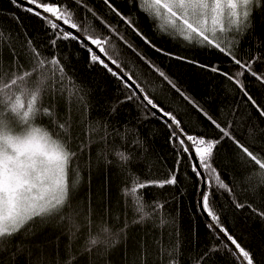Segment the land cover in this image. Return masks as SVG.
Returning <instances> with one entry per match:
<instances>
[{"label":"snow or ice","instance_id":"snow-or-ice-1","mask_svg":"<svg viewBox=\"0 0 264 264\" xmlns=\"http://www.w3.org/2000/svg\"><path fill=\"white\" fill-rule=\"evenodd\" d=\"M8 2L16 11L0 10V15L7 14L16 23L24 34V40L19 39V34L14 36L10 30L5 31L0 27V245L15 239L23 230L63 221L65 207L71 208V196L80 181L79 168L73 165L77 163L79 153L88 145L78 142L73 146L72 124L70 120L60 122L56 107L61 102L71 105L74 101L77 107L83 105L86 112L87 93L65 70L62 60L67 62V56L61 57L57 46L59 42L61 47L70 48L75 43L77 48L73 56L78 51H86L87 66L101 67L120 85L118 91L124 98L114 102L110 115L115 114L120 104L132 102L144 110L142 119L158 117L167 129L174 162L173 167L166 173L161 172L159 178H152L155 173L151 161H133L130 155L123 152L114 153L120 162L122 176L132 181L130 193L126 191L125 195L132 196L130 207L134 216L140 214L133 223L141 224L151 219L153 225L161 229L167 224L174 226V217L170 221L164 215L145 212L152 205L143 200L142 193H136L153 187H171V199L175 200V190H180L187 175L184 168L187 167L198 181L196 207L208 218L207 227L225 241L224 250L233 257V264H259L253 252L225 227L221 220L223 206L218 201L221 195H228L236 212L264 223V155H261L264 153V128H260L259 124L254 125L259 139L252 138V142L258 145V150H250L252 144L246 146L235 134L241 127L236 106L227 113L219 108L215 115L210 114L182 91L154 60L129 42L116 26L109 24L87 0ZM101 2L109 15L114 14L119 22L156 53L224 77L240 94L247 119H256L264 124V55L257 52L250 58L237 57L240 40L245 35L254 34L253 13L257 18L264 19V0H125L129 9L142 11L153 22L157 33L189 47L199 46L213 56L219 54L217 62L177 55L158 47L137 27L139 18L134 22L133 17L125 15L113 0ZM17 12L27 13L39 23L47 37L39 47L27 35V29ZM78 15L80 19L76 18ZM89 15L98 23V27L88 19ZM116 41L123 42L150 73H155L151 83L139 71H134L133 61L120 58ZM45 45L49 48L48 55L44 53ZM93 46L115 67L102 59ZM5 56L7 65L4 63ZM225 62L238 66L239 70H226L222 67ZM255 64H260L259 70H254ZM5 67L10 71H5ZM246 74L258 82L256 93L245 86L242 77ZM165 83L168 88L160 96H155ZM171 90L183 99L185 107L169 100ZM189 107L193 111H189ZM249 108L255 117L248 115ZM45 117L54 126L53 131L39 123ZM232 117L236 119L235 127ZM249 132H252V127ZM136 143L143 147L141 141L137 140ZM229 146L235 149L233 159L242 169L258 168L257 171H245L242 180L246 187L239 194L240 199L234 192L235 181L221 169L224 151ZM103 158L106 165L111 163L106 155ZM132 164H142L149 178L139 182L140 174L132 171ZM167 202H154L155 210L162 212ZM73 227L79 231V226L73 224ZM127 228L125 224L114 232L107 226H101L96 235H91L89 220V236L84 246L78 253H73L69 248L64 264H80L82 260L84 264H92L93 249L100 245L104 246L105 251L115 247L120 242V234L126 233ZM69 231L71 236H75L71 228ZM173 235L169 233L170 237ZM219 251V246L210 247L200 254L199 262L212 264L213 254ZM168 256V264H180L178 240L171 244Z\"/></svg>","mask_w":264,"mask_h":264},{"label":"trees","instance_id":"trees-1","mask_svg":"<svg viewBox=\"0 0 264 264\" xmlns=\"http://www.w3.org/2000/svg\"><path fill=\"white\" fill-rule=\"evenodd\" d=\"M87 3L95 8L109 24L116 26L129 42L154 60L182 91L210 114L215 115L219 108H223L227 113L236 106V116L241 117V127L235 134L246 146L252 144L250 150H258V145L252 142V138L259 139V133L254 125L259 124L260 128H264V124H260L256 119H247L244 115V106L239 99L240 94L224 77L203 72L192 65L156 53L139 37L131 33L122 22H119L114 14L109 15L101 0H87ZM113 3L125 15L132 16L134 22L139 18L137 27L158 47H163L177 55L199 58L201 61L217 62L220 59L219 54L213 56L199 46L189 47L178 40L157 33L153 22H150L142 11H137L136 8L129 9L125 0H113ZM0 10L16 11L8 0H0ZM16 14L21 17L33 44L37 47L43 44L47 37L36 19L30 18L27 13L17 12ZM76 18L80 19L79 15ZM88 19L98 27V23L90 15ZM81 23H83L82 20ZM0 27L5 31L10 30L14 36L19 34V39L24 40V34L7 14L0 15ZM253 28V35H245L240 40L237 49L238 58H250L257 52L264 55V19L257 18L255 12ZM104 34L107 35L106 32ZM116 45L120 49V58L124 61H133L134 71H139L143 78L151 83L155 73H150L147 66L134 57L123 42L116 41ZM76 48L75 43L70 48L61 47L59 42L57 46L59 55L67 56V62L62 60L65 70L78 85L83 86L87 93L86 112L83 105L77 107L74 101L71 105L61 102L56 107L60 122L70 120L72 124L73 146L75 147L78 142L88 145L82 153H79V159L73 165L79 168L80 181L71 196V208L65 207L63 221L57 220L23 230L22 234L17 235L15 239L0 245V264H64L66 251L69 248L73 253H78L84 246L89 236V220L91 235H96L101 226H107L117 232L125 224L128 225L126 233L120 234V242L115 247L105 251L104 246L100 245L93 249L92 264H141L142 260L143 264H168L170 259L168 250L177 240L180 264H202L199 262L200 254L213 246H219L220 251L213 254L212 264H233V257L224 250L225 241L207 227V220L196 207L198 181L187 167L184 168L187 175L183 178L180 190H175L174 194L177 197L175 200L171 199L173 192L171 187L167 189L153 187L138 190L136 193V195L142 193L143 200L152 205V208H146L145 212L164 215L170 221L174 217V226L167 224L161 229L155 227L151 219H146L141 224L133 223L140 214L134 216L130 207L132 196L125 195L126 191L130 193L132 181L122 176L120 162L114 153L123 152L130 155L133 161L138 159L142 162L151 161L155 173L152 178H159L160 173H166L173 167L174 162L173 148L168 142L167 129L158 117L142 119L141 113L144 110L134 106L132 102L120 104L115 114L110 115L114 102L124 98L118 91L120 85L101 67L95 65L88 67L86 51H78L73 56ZM44 53L49 54L47 45L44 47ZM4 63L7 65V56ZM222 67L226 70L231 69L233 72L239 70L238 66L227 62L223 63ZM253 68L259 70L260 64L253 65ZM5 71L10 69L5 67ZM242 79L250 92H257L259 85L254 78L246 74ZM166 88L168 86L165 83L155 96H160ZM149 94L153 95L151 92ZM168 98L170 101L174 100L176 105L185 107V102L174 90L170 91ZM188 110L193 111L190 107ZM248 115L255 117V113L250 108ZM193 118L195 119V115ZM232 119L235 127L236 119L235 117ZM39 123L50 131L54 129L46 117ZM250 127H252L251 133ZM137 140L142 142L143 147L136 143ZM234 151L235 149L231 146L225 149L221 169L235 181L234 192L237 194V199H240L239 194L246 187L242 180L245 171H257L258 168L242 169L233 159ZM105 155L111 161L110 164H105L103 158ZM131 167L134 173L140 174L139 182L149 178L142 164L141 166L132 164ZM165 200L168 202L162 212L155 210L154 202ZM218 203L223 206L221 220L225 227H228L229 231L253 252L259 264H264V223L236 212L228 195H221ZM73 224L79 226V231H76ZM70 228L72 232H75V236H71ZM169 233L174 235L170 237ZM80 264H84V261L82 260Z\"/></svg>","mask_w":264,"mask_h":264},{"label":"water","instance_id":"water-1","mask_svg":"<svg viewBox=\"0 0 264 264\" xmlns=\"http://www.w3.org/2000/svg\"><path fill=\"white\" fill-rule=\"evenodd\" d=\"M93 48H94L95 51H97V53L101 56L102 59H105L106 62H108L107 59L103 56V54L98 52V49H95L94 46H93ZM108 63L110 64V62H108ZM110 66L113 67V68L115 67V66H113V65H111V64H110ZM200 212H201V214L205 217V219H206L207 222H208V218L204 215V213H203L202 211H200Z\"/></svg>","mask_w":264,"mask_h":264}]
</instances>
